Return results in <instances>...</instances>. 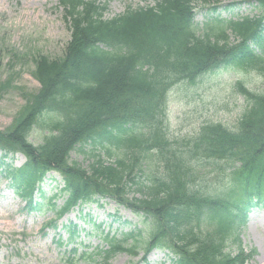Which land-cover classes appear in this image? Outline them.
I'll use <instances>...</instances> for the list:
<instances>
[{
  "label": "trees",
  "instance_id": "obj_1",
  "mask_svg": "<svg viewBox=\"0 0 264 264\" xmlns=\"http://www.w3.org/2000/svg\"><path fill=\"white\" fill-rule=\"evenodd\" d=\"M110 1L58 0L71 41L60 59L36 60L39 89L12 129L0 133L3 158L19 152L26 162L19 169L6 165L3 176L30 211H40L44 193L40 202L34 195L53 171L66 195L58 208L50 200L58 219L99 199L142 217L145 236L138 230L102 237L101 264L120 253L146 258L153 250L167 251L170 264H246L254 250H244L240 233L249 212L264 208V97L253 96L231 129L202 127L187 157L172 151L158 166L138 167L145 181L137 180L139 162L127 154L150 152L148 125L168 80L192 81L233 66L264 76V0L243 1L254 14L236 19L221 16L237 8L222 0H157L104 19ZM198 10L208 13L200 27L193 22ZM36 129L38 144L30 140ZM84 147L95 158L87 170L70 161ZM96 150L121 158L105 164ZM208 161L225 163L224 179L210 192L196 183ZM74 228L70 223L65 231L72 236Z\"/></svg>",
  "mask_w": 264,
  "mask_h": 264
},
{
  "label": "rangeland",
  "instance_id": "obj_2",
  "mask_svg": "<svg viewBox=\"0 0 264 264\" xmlns=\"http://www.w3.org/2000/svg\"><path fill=\"white\" fill-rule=\"evenodd\" d=\"M156 0H113L108 4L105 18L122 13L127 5L132 8L153 5ZM243 0H222L233 4ZM221 16H251L254 12L242 6L231 12L221 11ZM208 15L206 11L195 14V24H202ZM70 41V32L57 0H0V133L12 129L23 109L32 100L39 89L35 78V62L39 57L58 60L64 54ZM241 87L238 90L237 84ZM253 96L264 97V76L257 70L245 66H233L227 69L209 72L187 83L170 79L165 82L159 98L160 109L156 118L148 125L151 138L150 152L135 150L134 156L139 162L134 174L138 181H145L147 173L138 167L152 165L170 152L188 155L191 141L196 138L202 127L207 124H221L231 129L250 105ZM146 131V129H145ZM40 129L31 134L30 140L38 144ZM90 147L83 152L70 154V161L87 170L95 161L90 155ZM105 164H113L121 158L120 152L106 157L99 151ZM132 154V153H131ZM129 154L128 159L132 160ZM196 156H191L190 160ZM203 159L201 157H197ZM127 159V160H128ZM15 168L20 167L25 158L14 156ZM126 160V161H127ZM9 164V161H7ZM202 177L196 180L197 188L209 191L223 179L222 169L225 163L215 165L203 162ZM161 173V171H160ZM44 182V203L40 213H30L16 198L0 172V264H100L99 250H105L98 232L91 224L112 234H135L138 230L145 236L146 228L142 217L133 215L129 210L116 205L113 201L102 200L99 205H86L74 209L57 221V229L44 228L54 220L48 209V200L61 184ZM63 196L57 197L56 204L61 205ZM76 224V233L71 245L59 246L60 242H69L68 235L61 230L67 223ZM245 251L254 250V255L246 264H264V208L249 212L247 224L240 233ZM69 246V247H68ZM75 249L76 252H72ZM108 264H170L166 253L154 250L145 259L142 252L132 257L127 253L113 256Z\"/></svg>",
  "mask_w": 264,
  "mask_h": 264
}]
</instances>
